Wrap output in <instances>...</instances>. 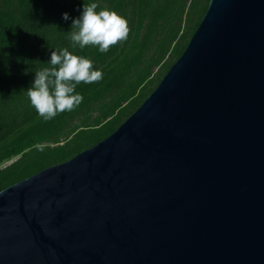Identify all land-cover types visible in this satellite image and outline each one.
<instances>
[{
	"label": "water",
	"instance_id": "95a60500",
	"mask_svg": "<svg viewBox=\"0 0 264 264\" xmlns=\"http://www.w3.org/2000/svg\"><path fill=\"white\" fill-rule=\"evenodd\" d=\"M0 264H264V0H210L114 133L1 190Z\"/></svg>",
	"mask_w": 264,
	"mask_h": 264
},
{
	"label": "trees",
	"instance_id": "16d2710c",
	"mask_svg": "<svg viewBox=\"0 0 264 264\" xmlns=\"http://www.w3.org/2000/svg\"><path fill=\"white\" fill-rule=\"evenodd\" d=\"M91 2L98 4L97 11L108 7L128 21L127 38L110 45L107 51L93 44L72 47L70 33L75 26L71 19L63 18V13L68 11L75 18L83 4ZM209 3L210 0H0V191L17 182L10 174L12 159L24 157L27 153H22L34 146H20L25 135L42 129L45 132L52 126V133L60 131L66 119L75 115L73 112L90 116L95 112L104 121L114 117L108 134L85 149L114 133L181 57ZM63 47L90 58L93 67L103 70V78L77 83L82 102L45 119L32 105L27 88L36 71L51 66L48 60L52 48ZM160 70L161 80L150 86ZM85 149H79L69 159Z\"/></svg>",
	"mask_w": 264,
	"mask_h": 264
},
{
	"label": "clouds",
	"instance_id": "9594fccd",
	"mask_svg": "<svg viewBox=\"0 0 264 264\" xmlns=\"http://www.w3.org/2000/svg\"><path fill=\"white\" fill-rule=\"evenodd\" d=\"M96 2L84 3L80 15L72 18L65 11L63 18L72 20L75 29L70 33L73 42L80 48L86 45H98L100 51H107L110 45L128 35V21L117 11L101 7ZM49 64L35 72L27 95L38 113L45 119H51L58 112L71 110L83 100V94L76 91L80 81L91 83L103 78V70L93 67V61L69 50L68 47L53 49Z\"/></svg>",
	"mask_w": 264,
	"mask_h": 264
},
{
	"label": "rangeland",
	"instance_id": "374dc122",
	"mask_svg": "<svg viewBox=\"0 0 264 264\" xmlns=\"http://www.w3.org/2000/svg\"><path fill=\"white\" fill-rule=\"evenodd\" d=\"M162 73L160 70L155 74L154 81L150 86L156 85L161 80ZM73 113L75 115L66 119L65 126L60 131L55 129V133H52L54 130L52 126L45 128V132L42 129V131H36L29 136L25 135L20 146H34L22 153H27L24 157L19 155L18 158L12 159L10 174L13 181L19 182L48 167L66 162L79 149H85L91 143L103 138L114 124V117L104 121L105 118H100L101 116H97L95 112L92 113V116L83 112L81 114ZM73 131L76 132L72 134ZM20 149L22 148L18 150Z\"/></svg>",
	"mask_w": 264,
	"mask_h": 264
}]
</instances>
